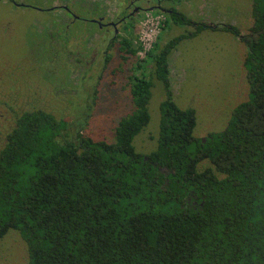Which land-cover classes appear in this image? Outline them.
Returning a JSON list of instances; mask_svg holds the SVG:
<instances>
[{"label": "trees", "instance_id": "1", "mask_svg": "<svg viewBox=\"0 0 264 264\" xmlns=\"http://www.w3.org/2000/svg\"><path fill=\"white\" fill-rule=\"evenodd\" d=\"M168 16L194 26L187 36L215 28ZM251 17L244 33L218 26L244 44L248 84L220 131L195 136L194 108L173 100L168 55L183 35L140 59L164 91L148 153L133 144L153 86L140 62L113 141L42 109L19 114L0 145V239L16 230L28 264H264V0H252ZM120 49L127 58L141 46L124 38Z\"/></svg>", "mask_w": 264, "mask_h": 264}, {"label": "rangeland", "instance_id": "2", "mask_svg": "<svg viewBox=\"0 0 264 264\" xmlns=\"http://www.w3.org/2000/svg\"><path fill=\"white\" fill-rule=\"evenodd\" d=\"M16 1L29 5L16 8L10 1L0 0V145L14 126L16 116L36 109L67 120L75 131L79 128L95 140L113 141L118 121L133 110L130 78L141 72L136 64L141 63L143 56L138 53L123 58L113 45L107 60L100 52L94 59L92 56L87 59L93 49H100L99 37L95 35L94 38L95 30L87 18L77 20L69 27V45L53 43L52 48L46 38L56 40L59 33L61 40L60 35L71 18L60 9L52 13L43 9L71 0ZM72 1L78 3L74 8L76 12L82 7L91 10L98 5L97 14L110 18L119 11L116 0ZM251 2H162L192 21L215 27L187 36L194 26H179L168 17L167 22L162 20L155 41L157 52L168 40L185 36L175 43L170 54L169 82L177 106L194 108L196 125L193 134L197 137L222 130L232 109L247 99L248 84L243 67L245 46L238 37L218 26L231 24L242 33L246 32L252 22ZM84 11L80 13L87 14V10ZM149 13L144 10L138 15V23L134 20L138 39L144 30L142 22ZM81 27L83 31H79ZM143 68L141 73L153 81L147 105L150 120L134 137L133 144L137 151L148 153L156 146L159 104L164 99V91L161 80L153 73L154 65L150 59L141 63L140 70ZM0 264H28L25 243L16 230L11 229L0 239Z\"/></svg>", "mask_w": 264, "mask_h": 264}, {"label": "flooded vegetation", "instance_id": "3", "mask_svg": "<svg viewBox=\"0 0 264 264\" xmlns=\"http://www.w3.org/2000/svg\"><path fill=\"white\" fill-rule=\"evenodd\" d=\"M8 1H10L12 5L16 8L20 6L29 5V3L27 2L19 3L16 0H8ZM162 2L163 0H129L126 3H123L121 0H116V5L119 11L116 12L110 18L106 17L105 14L103 15L101 13L100 15L97 14L99 13L97 12L98 8L96 9L98 5L97 6L95 5L94 9H91V10L90 8L86 9V7H82V10H79L80 12H85L84 10H87V14L82 15L83 13L75 11L74 8L77 7L76 5H78V3L72 0L64 5L53 4L52 6H46L44 7L43 10L51 11L52 13L55 10L59 11L60 9L65 15L71 18L69 23L65 25L66 26V30H64L65 32L62 35H60L61 40L59 39V33H58V38L56 40H53L52 38L51 39L46 38V39L50 40L51 42L50 45L52 46V48L54 47L53 43L55 44L62 43V44H66V46L69 45L70 42L68 39V34L70 33V30H71V28L69 27H73L74 24L77 22V20H81L82 18H87V20L91 22V26L95 30L93 34L94 38H95V35L96 37L97 35L99 37L98 45L100 48L99 50L93 49L91 53L89 54V56L87 57V59L91 58V56H92V59H94L93 57L97 54V52H100L104 54V57L107 60L109 57L108 55L109 49H111V47H114L113 45H116V50L120 53V56H123L124 54L122 50L120 49V47L123 45L124 38L125 39L128 38L131 41L133 48L138 49L140 47L139 42H138V36L137 34H135V21L134 20H136L138 23V19H139L138 15H140L141 12L143 13L144 10H147L153 14H161L164 18L163 22L165 23L166 21H168V17H169L168 15L173 10V8L167 7V6L165 7L164 5H162ZM88 26L90 27V25ZM80 30L83 31V28L81 27L79 31ZM88 42H90V40ZM155 45L157 44L155 43ZM62 47H65V46L62 45ZM139 51L140 50H138L135 53L136 56L138 53H140ZM135 55H131V57ZM142 59H144V56L142 57Z\"/></svg>", "mask_w": 264, "mask_h": 264}, {"label": "built area", "instance_id": "4", "mask_svg": "<svg viewBox=\"0 0 264 264\" xmlns=\"http://www.w3.org/2000/svg\"><path fill=\"white\" fill-rule=\"evenodd\" d=\"M162 20L164 21V18L161 14H146L142 22L144 30L142 35L139 36L140 40L138 39L139 45L141 46V50L139 51L141 56H145V53L154 47L161 29Z\"/></svg>", "mask_w": 264, "mask_h": 264}, {"label": "crops", "instance_id": "5", "mask_svg": "<svg viewBox=\"0 0 264 264\" xmlns=\"http://www.w3.org/2000/svg\"><path fill=\"white\" fill-rule=\"evenodd\" d=\"M179 26H180V25H179ZM172 39H173V38H172ZM172 39H171V40H172ZM169 41H170V40H168L167 42H165L164 45H166ZM173 49H174V48H173ZM173 49H172V50H173ZM172 50H171V52H172ZM171 52H170L169 55H168V63H169V59H170V54H171Z\"/></svg>", "mask_w": 264, "mask_h": 264}]
</instances>
